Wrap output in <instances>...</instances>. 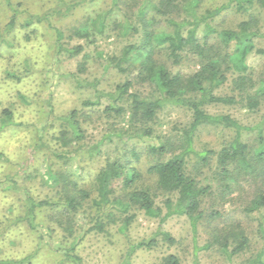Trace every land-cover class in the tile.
<instances>
[{
  "label": "trees",
  "instance_id": "16d2710c",
  "mask_svg": "<svg viewBox=\"0 0 264 264\" xmlns=\"http://www.w3.org/2000/svg\"><path fill=\"white\" fill-rule=\"evenodd\" d=\"M0 1L8 8L6 23L0 26V46L17 28H32L30 32L33 33L37 26H42L51 32L58 55L65 53L70 58L83 55L72 76H77L78 80L79 75L87 72L89 56L84 53V46H65L66 32L58 24L89 1L96 0H56L55 8L44 14L27 13L22 10V4H14L13 0ZM201 1L145 0L135 16L136 22L139 20L142 24L141 39L126 45L120 56L112 58L107 66L127 75L128 79L117 84L113 91H97V100L84 101L80 110L48 118L41 131H37L35 137L40 144L36 150L48 151L56 160L45 153V162L52 169L47 172V181L52 182L55 190L53 198L35 199L12 174L0 181V185L21 196L24 211L16 222H26L36 230L40 213L46 212L47 221L54 223L47 230L50 233L60 231L56 236L62 235L64 263L82 264V259L75 254L79 220H85L88 225L85 235L105 234L118 226L120 233L129 240L130 229L140 213L158 219L161 224L173 216L187 217L195 242L199 226L210 215L214 220L210 226L211 241L204 249L217 247L230 259L251 249V238L241 222L224 220L219 211L207 213L203 210V203L213 194V187L202 183L195 172L202 174L205 168H214L212 179L218 183L222 198L249 187L251 193L244 209L247 217L264 210V117L257 125L247 126L230 114L210 111L213 107L240 106L249 112H258L264 102V75L263 79H256V71L247 64L248 55L254 51L264 58V48H257L254 43L260 36L259 31L254 30L257 18L251 14L236 30L222 29L215 24L225 10L233 8L239 13L255 8L264 12V0H229L227 5L200 13ZM128 2L113 0L107 15L121 14ZM25 13L27 16L21 19ZM126 19L132 21L131 17ZM105 21L101 17H88L80 26L68 30L73 34L71 37L89 40L97 32H103ZM116 26L120 28L119 23ZM201 27L203 36H200ZM132 28L130 24L125 25L126 30ZM136 31L139 30L136 28ZM188 55L198 62L196 71L184 74L170 67L180 65ZM26 65V68L30 66ZM230 81L232 93L223 92ZM136 86L139 89H135ZM101 99L106 100L105 105ZM103 105V109H99L100 118L107 120L110 130L99 141L87 145L83 128L85 124L91 125L93 113L98 112L95 109ZM166 107L188 111L191 121L175 135L160 136L155 125ZM114 120H120L124 126L115 125ZM56 122H59V132L54 140L58 149L52 147V150L48 149L45 132L49 126H56ZM15 125L13 111L4 109L0 133ZM206 127L231 130L234 136L219 145L218 150H197L198 133ZM251 133H256L255 141L245 140L244 137ZM114 136L124 144H127L123 142L125 136L128 140L138 139L140 143H148L145 141L151 139L156 142L149 143L146 149H138L135 144L129 149H117L120 153L126 151L125 156L107 161L96 172L83 164L106 154L103 147L113 143ZM79 155L83 156L82 162ZM143 155L150 158L145 172L140 167ZM74 158L79 160L78 174L69 169ZM160 195L166 197L162 207L157 204ZM258 230L264 239L262 223ZM158 237L170 246L178 243L169 232L159 230L149 240L129 243L128 256L136 250L155 247ZM0 264H31V257L0 259ZM161 264H182V261L179 256L170 254ZM240 264H264V248Z\"/></svg>",
  "mask_w": 264,
  "mask_h": 264
},
{
  "label": "rangeland",
  "instance_id": "374dc122",
  "mask_svg": "<svg viewBox=\"0 0 264 264\" xmlns=\"http://www.w3.org/2000/svg\"><path fill=\"white\" fill-rule=\"evenodd\" d=\"M13 1L14 4H22V10L27 13L44 14L56 6V0ZM112 1H89L75 14L58 24L66 32L63 40L64 45L67 47L83 45L84 53L89 56L87 72L78 76L79 82L76 80L77 76L73 77L72 73H76L78 62L81 61L83 55L76 58H70L65 53L58 55L51 32L42 26H37L33 33L30 32L32 28L27 30L17 28L13 34L8 36L7 42L0 46V117L4 109H10L14 113V122L16 123L15 126L0 133V181H3L8 174L15 175L18 184L37 200L55 196L52 182L47 181V172L51 169L45 162L47 157L45 153L48 151L36 150L39 149L37 147L40 144L35 137L37 131H41V127L44 126L48 118L61 117L73 110H80L83 108L84 101L97 100V91H113L117 84L128 79L127 75L107 66L112 58L120 56L126 45L131 42L136 43L141 39L142 24L139 20L136 22L135 16H138V11L145 0H129V5L124 6L121 14L111 17L107 15L106 11L112 7ZM228 3L229 0H202L198 11L203 13L208 9H216ZM132 9L133 12H130ZM27 13L21 19L27 16ZM251 14L257 18L254 30H258L260 33L254 43L257 48H264V12L259 8L252 9L247 13H239L234 8L225 10L215 24L221 26L222 29L236 30L241 22L249 20ZM7 15L8 8L0 1L1 27L6 23ZM88 17L106 19L103 32H97L95 37H91L89 40L77 36L71 37L73 34L70 35L69 30L72 27L80 26ZM127 17H131L132 21H128ZM116 23H119L120 28L116 26ZM126 24L132 25L134 29L126 30ZM136 28L139 31H136ZM163 30L170 31L168 28H163ZM200 36H203V27L200 29ZM26 64L30 66L26 68ZM247 64L256 71V79H263V57L254 51L248 55ZM170 67L174 71L188 74L197 70L198 62L192 55H188L180 65H170ZM9 74L13 76L11 77ZM231 87L230 81L222 91L232 93ZM135 89H139L138 86ZM148 91L150 89L147 90V93ZM101 101L104 105L106 104L105 99H101ZM104 105L95 109L98 112L93 113L91 125L85 124L83 128L87 145L99 141L110 130L107 120L100 118L99 109H103ZM210 111L214 114H230L243 125L255 126L264 117V102L258 112H249L240 106L213 107ZM119 121L114 120L113 122L120 127L124 126ZM190 121L191 114L188 111L166 107L160 112L155 129L160 136L175 135ZM58 124L59 122H56V126L53 128L49 126L45 132V141L50 147L48 149L53 150L52 147L58 149L54 140L59 132ZM111 131L114 132V127H111ZM231 136H234V132L231 130L206 127L198 133L195 146L197 150H218L219 145ZM255 136L256 133H251L244 138L255 141ZM128 139L125 136L123 142H127V144H124L114 136V142L107 143L103 147L106 154L83 164L96 172L107 161H115L118 157L125 156L126 151L120 150V153L117 149H129L132 144H135L138 149H146L149 143L156 142L155 139L146 140L145 142L148 143H140L138 139ZM49 155L52 160L56 161L51 153ZM82 157L79 155L81 162ZM78 161L74 158L69 165L70 171L76 174L79 173ZM140 161V167L145 172L150 164V158L143 155ZM212 170L214 168H205L202 174L197 170L195 172L202 183L211 184L213 187V194L203 203V210L207 213L219 211L224 220L241 222L251 238L249 251L230 259L217 247L209 250L204 249L206 243L211 241L210 226L214 220L210 215L199 226L197 242H195L191 223L187 217L173 216L161 224L158 219H152L140 213L130 229L129 240L120 233L118 226L112 227L105 234L85 235L88 225L85 220H79L75 254L82 259V264H125L127 261L128 264H161L163 258L170 254L179 256L182 264H240L251 257L253 253L260 252L264 248V239L258 226L260 223L264 225V210L252 214L250 218L244 214L245 205L251 193L249 187L236 190L222 198L218 183L212 179ZM150 181L151 179L148 184ZM6 188L7 186L0 185V259L22 260L31 257V264H70L63 262L62 235L56 236L60 231L50 233L47 230V227L53 226L54 223L50 224L47 221L49 219L46 212L40 213L37 221L39 226L36 230L30 228L26 222H16L24 211L19 198L21 196ZM165 198L164 195L157 198V204L160 207L163 206ZM159 230L169 232L178 243L175 246H170L158 237V244L155 247L139 249L130 257L128 256L129 243L136 244L144 239L149 240Z\"/></svg>",
  "mask_w": 264,
  "mask_h": 264
}]
</instances>
